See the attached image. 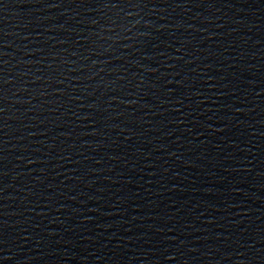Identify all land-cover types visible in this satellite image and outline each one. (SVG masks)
Wrapping results in <instances>:
<instances>
[{"label":"water","instance_id":"water-1","mask_svg":"<svg viewBox=\"0 0 264 264\" xmlns=\"http://www.w3.org/2000/svg\"><path fill=\"white\" fill-rule=\"evenodd\" d=\"M0 264H264V0H0Z\"/></svg>","mask_w":264,"mask_h":264}]
</instances>
